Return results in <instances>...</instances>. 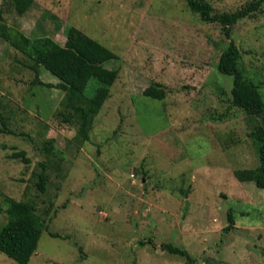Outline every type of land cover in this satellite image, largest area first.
Here are the masks:
<instances>
[{"label":"rangeland","instance_id":"obj_1","mask_svg":"<svg viewBox=\"0 0 264 264\" xmlns=\"http://www.w3.org/2000/svg\"><path fill=\"white\" fill-rule=\"evenodd\" d=\"M32 1L22 14L23 0H0V32L52 41L55 64L40 60V81L59 83L69 66L70 28L117 59L102 76L109 98L78 142L77 127L57 118L64 93L32 84L29 59L0 37V131L14 132H0V227L5 197L35 202L44 230L28 264H187L161 244L193 264H264V189L233 174L258 164L254 123L231 106V78L216 70L228 43L221 27L187 0ZM205 1L222 13L252 0ZM231 38L264 99V7ZM152 85L163 100L143 95ZM98 86L90 80L85 96ZM46 139L58 154L39 193L32 174ZM20 151L29 165L11 157ZM0 264L16 263L0 253Z\"/></svg>","mask_w":264,"mask_h":264},{"label":"trees","instance_id":"obj_2","mask_svg":"<svg viewBox=\"0 0 264 264\" xmlns=\"http://www.w3.org/2000/svg\"><path fill=\"white\" fill-rule=\"evenodd\" d=\"M32 2V0H23L19 12L23 14L32 5ZM187 6L199 16L202 22L219 25L225 38L228 39L216 64V70L220 75L231 78V106L241 109L254 123L249 137L258 160L254 169L235 170L233 174L239 182H251L257 188L264 189V99L260 92V86L244 75L240 67L242 54L231 38L232 29L239 22L255 20L258 17L264 7V0H252L234 12L222 13L216 12L205 0H187ZM67 33L68 47L73 50V54L69 66L63 71V74L59 75V83L54 85L44 83L38 78L40 60L47 58L51 68L55 64V61L49 57L53 48V43L49 38L30 39L16 30H4L0 32V37L29 59V67L36 75L32 84L57 89L64 93L57 118L62 119L64 123L75 125L78 142H85L89 139V130L95 116L110 95L109 84L102 80L105 64L117 58L106 47L78 30L70 28ZM92 79L96 80L99 86L95 89L93 96L88 98L85 96V91L88 82ZM143 95L163 100L165 92L152 85L144 90ZM4 133L14 135L12 131ZM53 142V139L43 141L40 155L44 157V160L37 162L36 169L32 174L35 188L39 193L46 191L49 182L47 173L49 162L57 158L58 152H56ZM11 157L21 159L26 165L31 163L24 151L13 153ZM54 164L57 165V162ZM4 202L7 222L0 227V253L16 264H28L37 250L44 224L35 213L36 204L33 200L16 201L5 197ZM0 213H2L1 210ZM227 217L229 225H233L230 213ZM50 236L58 237V234L50 233ZM148 243H151V240ZM140 244L145 245L146 243L140 242ZM160 248L167 253L184 258L187 264L194 263L189 253L184 249L172 244H161Z\"/></svg>","mask_w":264,"mask_h":264}]
</instances>
